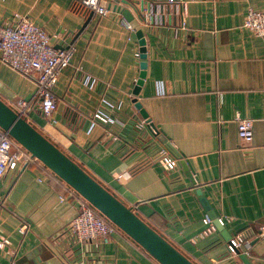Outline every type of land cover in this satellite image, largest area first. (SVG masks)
<instances>
[{"label":"crops","instance_id":"0c3cea01","mask_svg":"<svg viewBox=\"0 0 264 264\" xmlns=\"http://www.w3.org/2000/svg\"><path fill=\"white\" fill-rule=\"evenodd\" d=\"M77 2L0 0V24L25 16L55 47H75L53 88L56 110L45 117L35 106L29 122L196 264H245L227 247L236 235L250 241L249 261L262 264L264 37L243 23L250 6L264 10V0H144L151 12L145 10L143 19L121 1L104 0L107 15ZM124 7L132 20L118 10ZM182 16L189 28L175 37ZM139 30L146 59L136 56ZM142 61L146 76L135 94ZM83 73L98 87H86ZM35 90L33 78L0 60L3 100L13 106L32 99ZM102 97L116 106L103 109L107 123L94 120ZM134 99L156 134L137 129L145 118ZM239 118L253 120L246 149L239 144ZM163 145L177 159L171 172L157 156ZM78 208V195L39 160L7 171L0 178V227L11 245L0 248V264H161L121 229L108 243L76 237L71 222ZM206 217L215 226L208 232Z\"/></svg>","mask_w":264,"mask_h":264},{"label":"built area","instance_id":"2783aa9c","mask_svg":"<svg viewBox=\"0 0 264 264\" xmlns=\"http://www.w3.org/2000/svg\"><path fill=\"white\" fill-rule=\"evenodd\" d=\"M103 1L78 0L76 5L88 8L99 15H107L110 10L103 4ZM169 1L173 3L175 0ZM148 19L149 17L145 18L147 21ZM122 24L130 32L135 30L134 25L125 19L122 20ZM243 26L253 30L256 35L264 37V10L250 6ZM188 28V19L182 16L180 25L173 28V33L175 37H178ZM74 50L75 47L72 43L63 47H55L51 43L50 36L46 30L34 24L25 16L16 15L12 22L0 24L1 62L14 71L28 78H33L36 83V90L32 99H19L12 106L18 114L27 118L30 110L35 106H39L45 117L52 115L57 108V98L54 95L53 88L60 72L71 63ZM136 56L141 58V51H137ZM79 70H81V67H79ZM81 80L90 89H95L99 85V81L96 78L85 73H83ZM100 105L101 108L95 113L94 120L107 123L111 118L103 109L113 110L116 106L106 97H102ZM137 129H147L151 134H156V130L146 119L137 124ZM238 138L241 148L246 149L250 146L253 140L252 119L239 118ZM169 149L167 145L159 147L157 156L162 161L165 169L171 172L177 167V159L170 153ZM35 160L38 159L33 157L31 153L12 139L6 131L0 128V178L7 171L17 170L21 165L26 166ZM38 180L42 181L41 178ZM72 191L75 192L73 189ZM77 195L79 197V208L71 222L73 234L81 240L92 241L101 239L105 243L110 242L113 234L119 228L101 216L87 200L79 194ZM64 199L65 197L61 195L60 200L63 201ZM220 223L224 224V220L220 219ZM204 224L207 226V232L215 229L209 217L204 219ZM19 230L22 232L23 228ZM258 230L259 235L264 236V225H261ZM8 245H11L10 239L2 235L0 227V248L5 249ZM227 247L230 253L235 254L237 249L245 253L250 247V241L242 235H236L230 238Z\"/></svg>","mask_w":264,"mask_h":264},{"label":"water","instance_id":"95a60500","mask_svg":"<svg viewBox=\"0 0 264 264\" xmlns=\"http://www.w3.org/2000/svg\"><path fill=\"white\" fill-rule=\"evenodd\" d=\"M117 1H121L124 5L133 6L142 19L144 18L143 12L145 10L149 13L151 12V5H147L144 0L139 2L134 0ZM116 8L117 7H115V9ZM118 10L121 11L127 20L133 19L129 8L124 7ZM156 11L157 8L155 7L153 12ZM138 35L140 37L141 58L146 59L147 46L146 39L143 38L142 30L138 31ZM146 65V61H142L140 79L137 81L134 89L135 94H138L143 84V79L146 76ZM133 102L135 103V107L143 114V117L149 121L150 125L155 129L154 123L148 117L142 104L137 99H134ZM0 128L6 131L12 139L31 153L33 157L42 162L47 169L63 180L77 194L87 200L101 216L125 232L159 263L196 264L183 251L169 241L163 233L159 232L148 221L140 217L132 207L128 206L75 159L39 131L26 117H22L18 114L17 111L1 97ZM202 199L205 204H208L205 197ZM214 222L215 224L218 222L221 226L224 225L220 223V219ZM236 254L239 255L245 264H252L246 254L240 249L236 250Z\"/></svg>","mask_w":264,"mask_h":264}]
</instances>
